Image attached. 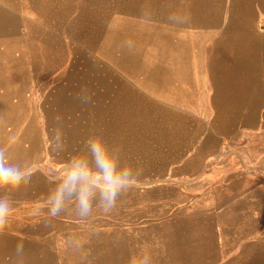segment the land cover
I'll use <instances>...</instances> for the list:
<instances>
[{
	"label": "crops",
	"instance_id": "crops-1",
	"mask_svg": "<svg viewBox=\"0 0 264 264\" xmlns=\"http://www.w3.org/2000/svg\"><path fill=\"white\" fill-rule=\"evenodd\" d=\"M100 3L101 0H0V147L5 148L13 163L21 167L41 164L52 153L49 140L54 128L62 129L64 137L83 133V103L78 94L90 95L92 103L153 102L167 110L165 105L195 102L197 94L210 97L211 88L218 89V102L220 96L249 97L251 87L257 86L251 75L247 82H231L227 77L224 50H261L252 44L251 36L237 33L238 24L229 33L241 35L239 41L222 45L217 42L219 50H210L215 54L203 55V60L190 51L186 41L212 38L213 12H201L197 17L196 3H209L210 7L211 3L264 0H108L107 3H123L124 20L118 29L110 20L107 37L103 38H112L115 31L133 41L152 38V48H146V54L154 56V61L148 69L134 64L119 67L116 79L108 83L109 99L100 101L98 71L94 74L92 70L91 80L85 83L81 76L78 80L65 69L69 54L110 53L100 48ZM173 14L175 20L169 18ZM184 17L187 19L182 23ZM69 20L70 24L75 21L71 28ZM195 28L203 34L194 35ZM223 34L215 39H225L227 33ZM84 39H96L95 47L85 45ZM69 40L77 43L74 52ZM230 87L236 88L233 95L227 92ZM245 87L249 88L246 92L241 90ZM206 88L208 92L203 90ZM97 112L109 118L111 106L99 105ZM107 125L111 128V120ZM222 135L209 129L202 140L191 144L189 133L186 144L172 150V162L163 171L160 185L148 190L162 200L185 203L183 200L194 196L201 202L194 207L175 208L163 223L165 248L169 250L162 255L171 254L165 264H264V167L252 175L242 165L243 149H229L222 144ZM68 143L64 141V151ZM37 183H46L44 176L32 175L29 183H22L11 194L12 211L0 232V264H111V242L102 239L105 234L84 233L83 228L67 223L69 212L55 218L47 216V208L36 213V200H46L44 192L33 193ZM2 194L7 193L0 190ZM76 241L82 248L77 249ZM18 244L23 245L19 252ZM82 256L86 259L82 260ZM126 256V264H137L130 250Z\"/></svg>",
	"mask_w": 264,
	"mask_h": 264
},
{
	"label": "rangeland",
	"instance_id": "rangeland-1",
	"mask_svg": "<svg viewBox=\"0 0 264 264\" xmlns=\"http://www.w3.org/2000/svg\"><path fill=\"white\" fill-rule=\"evenodd\" d=\"M107 1L101 0L99 6L98 23L101 35L99 43L101 49L110 53L93 56L69 54L65 60V69L68 73H73L78 80L81 76L85 83L91 80L92 70L94 74L95 71L99 72L100 101L109 99L106 96L108 83L116 79L119 67L126 68L134 64L148 69L154 61V56L150 58L146 54V48H152L149 44H153L152 38L145 37L140 41H133L124 39V35L119 31H115L112 38H103L107 35L110 20L116 22V29L118 26L122 27V20H124L123 3H107ZM195 11L197 17L201 12L208 15L211 11L215 17L214 21L211 20L212 38L207 36L208 38L186 41L190 51L201 55L202 60L203 55L215 54V52H209L210 50H219L217 42L222 45L230 40L239 41L241 38L239 34L251 36L252 44L259 45L260 52L227 50L222 52L227 56L228 80L247 82V76L250 75L257 79L253 80L257 86L251 87L249 97L245 95L241 97V100L236 97L220 96L217 102L215 91L218 89L211 88L210 97L197 94L195 102L165 105L164 107L170 111L162 109L160 105L153 102L124 105L106 102L83 104V133L64 137V141H69L67 151L59 154L52 151L51 155L45 157L43 163L30 167L32 175L44 176L46 182L37 183L33 193L44 192L47 198L49 191L54 187L48 182L47 177L58 173L72 156L83 155L86 151L85 141L99 133L109 145L119 146L122 161H127L134 170H140L141 174L135 186L120 198L113 212L104 214L94 208L93 215L87 220H80L69 212L70 217L66 220L67 223L83 228L84 233L105 234V238L102 237V239L111 242V260L113 259L111 264H126L128 250L131 252L132 261H136L137 264H139L140 255L150 256L152 264H165V258L171 257L170 253L167 256L162 255L164 251L169 250L165 248L167 239L165 230L163 231L165 229L163 223L171 216L175 208L194 207L200 201H196L194 196L191 198V200L194 198L192 201L183 200L185 203H179V200L175 199L162 200L148 190L160 185L158 182L163 180L161 179L163 171L172 162V150L181 149L182 144H186L189 133L191 144H197L202 140L209 129L222 133V144L230 147L229 149H243V158L253 161L251 164L244 162V159L242 161V165L246 166L252 175L255 174L253 172L263 171L264 52L261 51L264 39V3H211L210 7L209 3H196ZM237 20L240 21L236 23ZM73 23L70 24L69 20V28L73 27ZM236 24L238 29L240 28L237 32L239 34L230 35L229 31H233ZM194 30L192 31L194 35L203 34L196 28ZM221 33H227L226 38L222 36V39H215ZM68 42L69 47H73L71 51L74 52L76 41ZM83 42L85 45L88 44V47L96 45V39H84ZM244 46H247V43H244ZM251 68L252 73L248 72ZM227 89L230 95H233L236 90L233 87ZM248 89L245 87L241 90L246 92ZM203 90L208 92L209 88ZM99 105L111 106V117L99 115L97 112ZM177 113H179L178 118ZM108 120H111V128L107 125ZM55 142L53 140V143ZM240 155H242L241 152ZM144 192L148 194L145 195ZM44 201L36 200L35 204L43 205ZM261 237L264 238V235Z\"/></svg>",
	"mask_w": 264,
	"mask_h": 264
},
{
	"label": "clouds",
	"instance_id": "clouds-1",
	"mask_svg": "<svg viewBox=\"0 0 264 264\" xmlns=\"http://www.w3.org/2000/svg\"><path fill=\"white\" fill-rule=\"evenodd\" d=\"M169 18L175 20L176 16L173 14ZM186 19L184 17L182 23ZM78 98L83 104L91 102L88 94H78ZM53 140L56 142L53 143ZM49 147L57 154L64 151L62 129L52 130ZM84 148L86 151L83 155L72 156L58 173L47 177L54 187L43 205H37V214L41 208H47V216L51 218L58 217L62 212H71L78 219L87 220L93 215L94 208L110 214L117 208L120 198L135 186L140 170H134L127 161H122L119 146L109 145L102 134L97 133L85 141ZM31 177L30 167L13 163L6 155L5 148L0 147V190L7 193L0 195V232L7 226L12 211L11 194L22 183H29ZM76 247L80 249L82 245L76 241ZM22 249L23 245L18 244L17 251ZM81 259H86V256ZM139 264H152L151 257L143 256Z\"/></svg>",
	"mask_w": 264,
	"mask_h": 264
}]
</instances>
